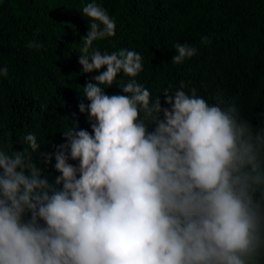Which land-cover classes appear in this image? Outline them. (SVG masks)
Masks as SVG:
<instances>
[{
	"label": "clouds",
	"instance_id": "clouds-1",
	"mask_svg": "<svg viewBox=\"0 0 264 264\" xmlns=\"http://www.w3.org/2000/svg\"><path fill=\"white\" fill-rule=\"evenodd\" d=\"M82 13L78 62L99 73L78 104L91 133L70 128L39 153L44 166L55 159L52 183L27 149L0 150V264H261L264 131L183 83L162 106L135 79L139 53L93 47L115 36V20L95 2ZM175 49L176 65L197 52ZM121 72L131 78L123 94L107 95ZM25 139L36 153V135Z\"/></svg>",
	"mask_w": 264,
	"mask_h": 264
},
{
	"label": "trees",
	"instance_id": "trees-1",
	"mask_svg": "<svg viewBox=\"0 0 264 264\" xmlns=\"http://www.w3.org/2000/svg\"><path fill=\"white\" fill-rule=\"evenodd\" d=\"M92 2L116 22L115 36L93 47L139 53L143 70L135 79L162 106L164 90L174 94L183 83L187 94L194 88L209 105L233 106L264 131V0H0V68L8 69L0 75V150L27 149L52 183L55 159L44 166L39 153L66 143L70 128L91 133L78 104L89 103L83 87L99 73L84 74L78 61L90 30L82 9ZM29 41L42 47L30 49ZM176 44L197 52L173 64ZM129 79L119 73L105 93L123 94L119 86ZM28 134L40 144L36 153Z\"/></svg>",
	"mask_w": 264,
	"mask_h": 264
}]
</instances>
